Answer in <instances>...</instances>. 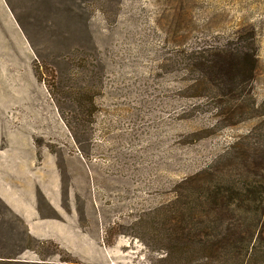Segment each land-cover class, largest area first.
<instances>
[{"label":"rangeland","instance_id":"rangeland-1","mask_svg":"<svg viewBox=\"0 0 264 264\" xmlns=\"http://www.w3.org/2000/svg\"><path fill=\"white\" fill-rule=\"evenodd\" d=\"M4 1L2 143L20 130L42 217L69 222L29 230L6 215L0 236L12 244L16 215L37 250L21 258L163 264L169 199L197 215L204 185L264 181V0ZM216 45L254 61L214 71ZM229 85L245 90L213 98Z\"/></svg>","mask_w":264,"mask_h":264},{"label":"trees","instance_id":"trees-1","mask_svg":"<svg viewBox=\"0 0 264 264\" xmlns=\"http://www.w3.org/2000/svg\"><path fill=\"white\" fill-rule=\"evenodd\" d=\"M225 47L216 45L208 50L215 55L208 65L214 71L222 73L224 70L227 74L237 71L233 69L240 65L244 69L245 64L253 63L255 53L251 55L245 47L237 51L230 45ZM221 52L235 59L225 60ZM237 86H224L213 98L240 96L242 93H236L237 88L241 91L245 88ZM204 187L207 193L198 198L201 208L197 215L180 214L179 211L188 205L180 196L167 201L165 207L170 211L172 231L167 254L161 258L163 264H264V181L227 185L217 182ZM9 214H13L12 210L0 198V223ZM192 217L196 220L188 224ZM15 218L18 224L11 223L12 231L18 239L9 244L0 236V264H74L71 259L56 260L53 255L37 261L21 258L27 249L37 250L23 244V237H30V234L19 223V217L15 215Z\"/></svg>","mask_w":264,"mask_h":264},{"label":"crops","instance_id":"crops-1","mask_svg":"<svg viewBox=\"0 0 264 264\" xmlns=\"http://www.w3.org/2000/svg\"><path fill=\"white\" fill-rule=\"evenodd\" d=\"M3 1L1 0L0 4L5 6L6 3ZM24 141L25 138L20 130L11 132V138L9 137L5 145H3L0 136V198L15 214L26 220L29 230L51 227L57 229L56 231L60 228L59 231L63 232L69 225L67 219L58 222L41 215L34 193L33 153L30 154V161L28 162L24 152L20 149V145ZM57 184L60 186L59 182ZM57 184L54 182L53 186H51L52 184L46 185L45 189L48 190L51 187L57 189ZM47 197L55 206L61 200L59 192L54 195L53 199L50 196ZM58 235H53L50 238L57 240L65 249H69L66 242L61 243L60 239L57 238Z\"/></svg>","mask_w":264,"mask_h":264}]
</instances>
